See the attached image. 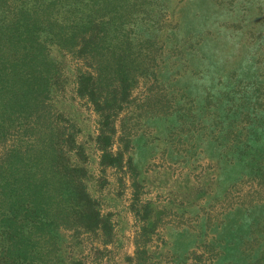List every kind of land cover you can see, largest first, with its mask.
Masks as SVG:
<instances>
[{
	"label": "rangeland",
	"instance_id": "374dc122",
	"mask_svg": "<svg viewBox=\"0 0 264 264\" xmlns=\"http://www.w3.org/2000/svg\"><path fill=\"white\" fill-rule=\"evenodd\" d=\"M132 9L131 31L142 44L154 39V60L110 118L114 164L104 121L77 92L91 59L48 46L60 168L84 183L112 230L103 243L57 229L62 263L264 264V0H137ZM3 129L0 161L33 135Z\"/></svg>",
	"mask_w": 264,
	"mask_h": 264
},
{
	"label": "trees",
	"instance_id": "16d2710c",
	"mask_svg": "<svg viewBox=\"0 0 264 264\" xmlns=\"http://www.w3.org/2000/svg\"><path fill=\"white\" fill-rule=\"evenodd\" d=\"M136 1L0 0V137L14 124L33 133L25 149L20 142L0 161V264H63L57 229L110 241L95 199L60 168L48 116L57 70L48 46L91 59V70L78 71L77 92L104 121L107 164L118 162L120 153L107 145L110 118L154 60V39L142 44V34L131 31Z\"/></svg>",
	"mask_w": 264,
	"mask_h": 264
}]
</instances>
